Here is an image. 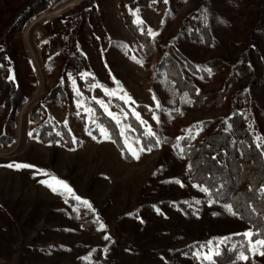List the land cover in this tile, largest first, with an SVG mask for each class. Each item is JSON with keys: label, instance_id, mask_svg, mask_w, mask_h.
Returning a JSON list of instances; mask_svg holds the SVG:
<instances>
[{"label": "rangeland", "instance_id": "374dc122", "mask_svg": "<svg viewBox=\"0 0 264 264\" xmlns=\"http://www.w3.org/2000/svg\"><path fill=\"white\" fill-rule=\"evenodd\" d=\"M37 1L0 0V60L6 58L9 78L16 80L9 52L16 49L27 56L19 63L23 86L28 90L35 85L10 131L13 141L0 146V264H211L194 253L209 248L220 253L224 245H235L233 236L251 227L191 180L186 158L166 140L175 135L201 138L197 124L226 117L229 110L226 104L218 109L194 104L164 73L157 75L153 65L162 53L171 55L199 94L223 88L225 74L213 70L210 61L248 65V73L236 77L227 97L243 91L254 96L262 126V131L254 130L255 141L264 154V66L255 53L264 57V0H47L44 11L23 23L21 17ZM90 12L102 18L101 24L78 29L74 40L78 74L92 91L87 97L74 68L65 66L68 46L47 45L46 24L59 18L73 30ZM126 14L160 49L146 50ZM149 29L156 35H148ZM113 77L134 104L110 97L97 86L117 89ZM63 90L70 93V102L60 95ZM97 100L121 115L122 125L131 126L126 130L130 140L140 138L129 120L133 110L139 112L147 122L145 132L152 129L159 147L139 159H126L114 140L101 138L92 123L103 124L93 105ZM39 102L48 121L69 129L75 147L29 135L38 127L29 113ZM237 109L253 125L248 103ZM52 177L66 181L94 211L70 194L61 195L62 189L54 193L40 182L54 183ZM244 251L247 260H239V254L226 263L214 259L216 264H264V256Z\"/></svg>", "mask_w": 264, "mask_h": 264}, {"label": "trees", "instance_id": "16d2710c", "mask_svg": "<svg viewBox=\"0 0 264 264\" xmlns=\"http://www.w3.org/2000/svg\"><path fill=\"white\" fill-rule=\"evenodd\" d=\"M47 5V0H38L27 9L21 17V21L25 23L31 20L44 11ZM190 18L191 15L185 18L183 26H186V22ZM101 19L90 12L89 15L83 17V24L73 30H70L69 24L60 22L59 18L46 24L49 33L47 45L64 44L68 46L71 53L65 54L63 57L65 66L74 68L81 90L87 97L92 96V91L86 87L85 81L78 74L81 64L77 58L78 53L74 40L78 35V29L82 30L83 27L90 26L91 23L101 24ZM126 20L131 31L144 43L149 53H153L157 47L160 49L159 45L155 46L146 34L139 31L128 14H126ZM193 33L197 37L201 36V33L195 29ZM255 53L264 66V57L258 50H255ZM9 55L17 72L16 80L10 79L6 58L3 57L0 60L4 63L2 66L0 64V146L13 141L10 131L15 128L19 110L31 96L30 90L35 86L31 85L28 90L23 86L19 63L22 58L27 60V56L21 55L16 49L10 50ZM209 65L213 70L224 72V85L221 90H209L205 94L197 92L192 79L184 72L180 62L171 55L162 53V56L153 65L157 75L164 73L180 93L188 94L194 100V104L204 105L208 109H218L226 104L229 110L226 117L215 116L197 124L203 135L201 138L191 140L189 137L183 136L178 139L175 135L168 137L166 142L186 158L188 165H192L190 169L188 168L191 180L209 188L207 193L210 198L222 205L230 204L232 210L249 224L251 230L264 234V154L261 147L256 146L258 143L255 141L254 130L262 131L256 102L254 96L246 91L227 97L229 96V86L235 83L239 74H247L249 66L240 63L231 65L220 60H212ZM190 66L194 72H197L195 66ZM97 90L103 94L100 89ZM60 95L65 98L66 102L71 101L70 93L66 90H63ZM246 102L254 118L253 125L249 124L244 112L237 109V106ZM93 105L97 110L99 121L109 129L116 146L122 151L124 141L119 134V126L96 102H93ZM29 115L32 120L38 123V127L32 133L33 137L45 143H60L67 148L76 146L71 132L64 124L48 121L47 112L42 103L39 102L36 108L30 110ZM129 120L141 138L142 144H148L152 148L159 147L160 144L157 146L155 143L157 139L147 136L143 125L133 115H129ZM123 154L126 159H131L130 155L125 152ZM255 238L253 237V239ZM260 238H264V235ZM232 239L236 242L235 245H224L219 255L215 256L217 262L226 263L234 259L239 254L241 246H243V250H246L247 240L243 234L235 235Z\"/></svg>", "mask_w": 264, "mask_h": 264}, {"label": "snow or ice", "instance_id": "6c2138e0", "mask_svg": "<svg viewBox=\"0 0 264 264\" xmlns=\"http://www.w3.org/2000/svg\"><path fill=\"white\" fill-rule=\"evenodd\" d=\"M165 2H167V0H165ZM137 23H143V21L138 20ZM148 35H156V33L152 32L150 29L148 31ZM82 75H86V74H82ZM114 82L117 84V89H108L105 88L101 85H97L98 87H102L103 91L106 95L110 96V97H116L120 100H123L125 103H135V101L132 100V97L127 95L126 92H124L122 86H120L119 81L115 80V77H113ZM122 93V94H121ZM79 91H78V95H79ZM93 99H96L95 97H93ZM153 99L155 100V96H153ZM98 104L101 105V107L104 109V112L112 119L116 122V124L120 127V136L124 138V142H123V148L122 151L125 152L126 154L130 155L131 158L133 159H139L140 158V154L145 152V151H151L152 150V146L148 145V144H142L141 143V138H135L133 140H130L128 138V136L126 135V130L129 129L131 126L130 125H122V117L121 115H118L117 113H114L110 110L109 106L103 101V100H97L96 101ZM156 107H160L159 102H157ZM86 111L88 112H92V109H86ZM132 115L136 118V120H138L142 125H146L147 122L144 121L139 112H136L135 110L132 111ZM123 116L126 117L127 113H123ZM154 119H157V117H153ZM92 123L96 125L100 137L106 140H111V134L109 132V129L104 126L103 124H98L95 120H92ZM29 135H32L31 133H29ZM89 135L92 136V133L89 132ZM147 136L149 137H154L155 133L152 131V129L149 127L148 131L146 133ZM92 138L95 140L96 136H92ZM73 142L75 143V138L73 139ZM156 145L158 146L160 144V141L157 139L156 140ZM258 148L261 147L260 144L256 145ZM213 159H215V157H213ZM8 167H15L17 169L20 168H32L34 167L33 165L30 164H9L7 165ZM192 167L191 164L188 165V168L190 169ZM45 175H47V173H45ZM52 180L54 181V183H50L48 181L42 180L40 181L42 184H47V186L55 193L58 192L60 189H62L63 191L60 192L61 195H64L65 193L70 194L76 201L83 203L84 205H86L89 209H92V205L90 204V202L87 199H83L82 197H80L79 195H76L74 190L69 186V184L62 180L59 179L57 177H52ZM176 183H181L179 180L176 181ZM200 186V185H198ZM202 187V186H200ZM202 190L204 192H209V188L207 187H202ZM67 202V201H65ZM209 203H212L211 200H209ZM224 207L229 211L232 212L233 215H236L235 212L232 211V206L230 204H225ZM94 211V209H92ZM99 227L101 229L105 228V225L103 223H101L99 225ZM262 235V233H260L259 231L254 232L253 230L249 229L247 231H245L243 233L244 238L247 240V251L252 253V254H256L259 253L260 255L264 256V238H260ZM253 237H256L255 239H253ZM109 237L106 235L105 239H108ZM209 245H211V241L208 242ZM194 255L199 259L202 258L204 260H208L211 262V264H216V261L214 259L215 256H218L219 253L218 252H214L211 248H209V251L206 253L201 254L200 252H196L194 253ZM238 259L239 260H247L248 256L245 254V251L243 250V246H241V250L239 251V255H238Z\"/></svg>", "mask_w": 264, "mask_h": 264}]
</instances>
